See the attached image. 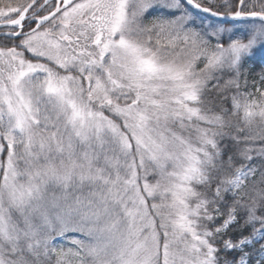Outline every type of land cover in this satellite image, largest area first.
I'll use <instances>...</instances> for the list:
<instances>
[{
    "label": "snow or ice",
    "instance_id": "obj_1",
    "mask_svg": "<svg viewBox=\"0 0 264 264\" xmlns=\"http://www.w3.org/2000/svg\"><path fill=\"white\" fill-rule=\"evenodd\" d=\"M0 264H264V0H0Z\"/></svg>",
    "mask_w": 264,
    "mask_h": 264
},
{
    "label": "trees",
    "instance_id": "obj_2",
    "mask_svg": "<svg viewBox=\"0 0 264 264\" xmlns=\"http://www.w3.org/2000/svg\"><path fill=\"white\" fill-rule=\"evenodd\" d=\"M259 62V59L257 58V63Z\"/></svg>",
    "mask_w": 264,
    "mask_h": 264
},
{
    "label": "rangeland",
    "instance_id": "obj_3",
    "mask_svg": "<svg viewBox=\"0 0 264 264\" xmlns=\"http://www.w3.org/2000/svg\"><path fill=\"white\" fill-rule=\"evenodd\" d=\"M257 58H258V59H260V57H259V56H258Z\"/></svg>",
    "mask_w": 264,
    "mask_h": 264
}]
</instances>
